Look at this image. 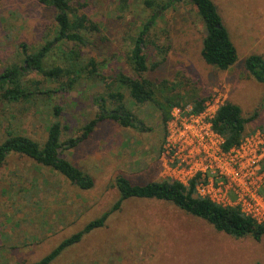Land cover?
<instances>
[{
	"label": "rangeland",
	"instance_id": "rangeland-1",
	"mask_svg": "<svg viewBox=\"0 0 264 264\" xmlns=\"http://www.w3.org/2000/svg\"><path fill=\"white\" fill-rule=\"evenodd\" d=\"M145 1L72 0L78 12L99 28L86 32L85 45L70 44L63 50H80L83 66L94 58L101 76L82 74L72 89L61 91L60 81L31 74L51 95H40L30 103L0 104V142L12 131L43 144L55 120L61 124L62 142L81 135L99 110L96 97L106 96L108 84L124 94L128 109L143 123L140 129L101 121L77 147L60 149L93 177L90 189L79 188L28 156L9 154L0 167V264L36 262L112 209L120 197L117 176H126L133 184L166 179L163 115L169 99L192 107L195 99L203 97L205 108L229 100L241 106L245 117H254L246 126L247 135L264 132V84L243 67L249 54L264 55V0H213L239 54L228 70L203 60L204 26L189 0L166 9L162 6L169 0H152L153 7ZM154 9L161 10L146 47L150 69L143 74L153 83L154 99L138 104L116 78L121 73L136 76L128 56L139 27ZM54 25V11L37 0H0V72L22 59L23 44L30 51L44 44ZM65 53L54 49L48 62L66 66ZM67 80L62 78V84ZM118 105L108 100V108ZM55 106L61 108L59 116ZM256 263L264 264V236L260 241L251 235L236 238L170 202L131 198L108 217L105 226L85 234L51 264Z\"/></svg>",
	"mask_w": 264,
	"mask_h": 264
},
{
	"label": "trees",
	"instance_id": "trees-1",
	"mask_svg": "<svg viewBox=\"0 0 264 264\" xmlns=\"http://www.w3.org/2000/svg\"><path fill=\"white\" fill-rule=\"evenodd\" d=\"M37 1L54 11L55 25L53 31L47 34L44 44L34 50L30 51L27 45L23 44L22 59L8 65L0 72V104L30 103L38 100L40 95H51L49 90H44L43 81L30 78L31 74L40 75L46 80L60 81L61 91L72 89L81 79L82 74L88 78L101 76L94 58H90L88 65L83 66L80 50L70 48L67 53L63 50L70 44L77 47L85 45L87 43L86 32L98 31L97 23L93 22L86 14H80L73 6L72 0ZM180 1L182 0H169L162 6V9ZM189 2L196 8L204 26L205 34L201 48L203 60L221 70L232 68L237 63L239 54L218 6L213 0H189ZM145 3L153 7L152 0H146ZM160 10L154 9L153 14L139 27L138 34L134 37L128 59L136 76L121 73L116 78L119 85L127 88L133 101L138 104H145L154 99L153 83L143 74L150 69L146 47L149 43V34L156 24ZM54 49H60L61 52L65 53L66 66L58 64V62H48ZM158 50L162 54L161 48ZM157 65L155 64L153 67ZM243 67L251 78L264 84L263 54H249L243 60ZM65 77L68 80L62 84L61 80ZM107 88V97L104 95L96 97L95 101L99 110L96 116L85 124L83 132L79 136L71 137L62 142V129L58 120L49 125L48 136L43 144L26 135L8 131L5 139L0 142V167L4 165L9 154L18 153L54 169L81 189L92 188L94 186L93 177L68 160L63 152H60V149L64 151V149L77 147L95 131L101 121L105 120L117 121L124 127L143 129L142 121L136 118L124 102V94L120 91H113L109 84ZM108 100H111L112 103L113 101L119 103L118 107L108 108ZM206 101L203 97L195 99L192 106L193 111L195 113L202 112L206 107ZM167 105L168 108L163 115V123L166 128L171 118L172 108L184 109L186 107V104L170 99L167 101ZM54 110L55 115L59 116L61 108L55 106ZM253 119V116L245 117L241 106L229 100L218 107L212 118V125L224 139L222 143L224 151L228 152L240 145L247 135L246 126ZM197 183L198 178L191 180L188 184L170 179L152 181L146 184H133L126 176L119 175L115 179V185L120 197L113 208L101 217L92 220L83 230L66 238L43 258L31 264H51L66 248L79 243L85 234L105 226L108 217L120 210L125 200L131 198L170 202L182 210L206 220L218 231L236 238L247 235H251L257 241L263 238L264 223H257L251 217L243 214L237 207L222 206L199 196L196 190Z\"/></svg>",
	"mask_w": 264,
	"mask_h": 264
},
{
	"label": "built area",
	"instance_id": "built-area-1",
	"mask_svg": "<svg viewBox=\"0 0 264 264\" xmlns=\"http://www.w3.org/2000/svg\"><path fill=\"white\" fill-rule=\"evenodd\" d=\"M221 104H208L200 113L190 106L174 107L162 156L166 179L188 184L198 178L199 196L222 206L237 207L263 224L264 132L256 130L246 135L239 146L224 151V139L212 125Z\"/></svg>",
	"mask_w": 264,
	"mask_h": 264
}]
</instances>
